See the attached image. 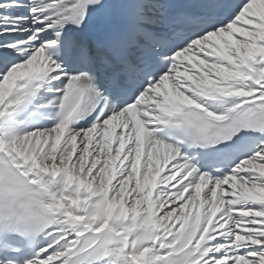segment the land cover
I'll return each instance as SVG.
<instances>
[{
	"label": "snow or ice",
	"instance_id": "snow-or-ice-1",
	"mask_svg": "<svg viewBox=\"0 0 264 264\" xmlns=\"http://www.w3.org/2000/svg\"><path fill=\"white\" fill-rule=\"evenodd\" d=\"M0 264H264V0H0Z\"/></svg>",
	"mask_w": 264,
	"mask_h": 264
},
{
	"label": "bare ground",
	"instance_id": "bare-ground-1",
	"mask_svg": "<svg viewBox=\"0 0 264 264\" xmlns=\"http://www.w3.org/2000/svg\"><path fill=\"white\" fill-rule=\"evenodd\" d=\"M78 150V149H77Z\"/></svg>",
	"mask_w": 264,
	"mask_h": 264
}]
</instances>
